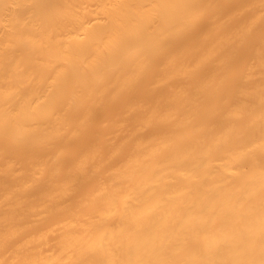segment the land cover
Returning a JSON list of instances; mask_svg holds the SVG:
<instances>
[{
	"label": "bare ground",
	"instance_id": "bare-ground-1",
	"mask_svg": "<svg viewBox=\"0 0 264 264\" xmlns=\"http://www.w3.org/2000/svg\"><path fill=\"white\" fill-rule=\"evenodd\" d=\"M0 264H264V0H0Z\"/></svg>",
	"mask_w": 264,
	"mask_h": 264
}]
</instances>
